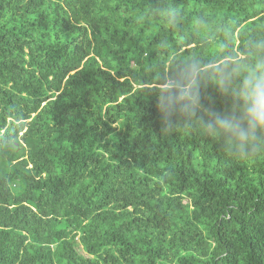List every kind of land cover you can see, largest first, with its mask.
I'll use <instances>...</instances> for the list:
<instances>
[{
    "label": "trees",
    "instance_id": "obj_1",
    "mask_svg": "<svg viewBox=\"0 0 264 264\" xmlns=\"http://www.w3.org/2000/svg\"><path fill=\"white\" fill-rule=\"evenodd\" d=\"M260 41L264 0H0V264H264Z\"/></svg>",
    "mask_w": 264,
    "mask_h": 264
},
{
    "label": "clouds",
    "instance_id": "obj_2",
    "mask_svg": "<svg viewBox=\"0 0 264 264\" xmlns=\"http://www.w3.org/2000/svg\"><path fill=\"white\" fill-rule=\"evenodd\" d=\"M249 56L255 59V63L242 69L241 94L251 102L249 113L264 115V41L257 42ZM256 122L264 128V119ZM221 123L226 124L227 121Z\"/></svg>",
    "mask_w": 264,
    "mask_h": 264
}]
</instances>
